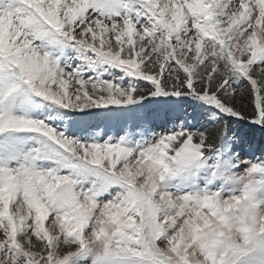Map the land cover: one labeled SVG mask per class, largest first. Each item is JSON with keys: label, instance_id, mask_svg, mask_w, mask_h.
I'll return each instance as SVG.
<instances>
[{"label": "snow or ice", "instance_id": "obj_1", "mask_svg": "<svg viewBox=\"0 0 264 264\" xmlns=\"http://www.w3.org/2000/svg\"><path fill=\"white\" fill-rule=\"evenodd\" d=\"M240 122L264 0H0V264H264Z\"/></svg>", "mask_w": 264, "mask_h": 264}, {"label": "rangeland", "instance_id": "obj_2", "mask_svg": "<svg viewBox=\"0 0 264 264\" xmlns=\"http://www.w3.org/2000/svg\"><path fill=\"white\" fill-rule=\"evenodd\" d=\"M185 107L188 106L186 105ZM251 108L252 105L249 103V110H251ZM188 111H191L190 107H188ZM144 114L153 121V127L159 131L160 127L164 123V117L162 115L157 116L152 108L145 110ZM250 130L257 131L250 133ZM259 130L260 129L258 127H252L246 122L234 123L232 125V132L238 138L236 151H238L242 156H246L248 158L264 156V131Z\"/></svg>", "mask_w": 264, "mask_h": 264}, {"label": "trees", "instance_id": "obj_3", "mask_svg": "<svg viewBox=\"0 0 264 264\" xmlns=\"http://www.w3.org/2000/svg\"><path fill=\"white\" fill-rule=\"evenodd\" d=\"M243 123H245V122H243ZM254 131H257V130H250L249 132L251 133V132H254ZM260 131V130H259ZM249 132H248V134H249Z\"/></svg>", "mask_w": 264, "mask_h": 264}]
</instances>
